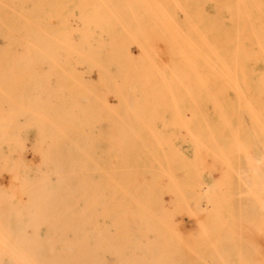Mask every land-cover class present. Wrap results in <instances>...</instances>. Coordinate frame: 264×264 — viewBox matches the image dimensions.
<instances>
[{
	"label": "rangeland",
	"instance_id": "obj_1",
	"mask_svg": "<svg viewBox=\"0 0 264 264\" xmlns=\"http://www.w3.org/2000/svg\"><path fill=\"white\" fill-rule=\"evenodd\" d=\"M63 208L97 264H264V0H0V239Z\"/></svg>",
	"mask_w": 264,
	"mask_h": 264
},
{
	"label": "bare ground",
	"instance_id": "obj_2",
	"mask_svg": "<svg viewBox=\"0 0 264 264\" xmlns=\"http://www.w3.org/2000/svg\"><path fill=\"white\" fill-rule=\"evenodd\" d=\"M155 14H162V10H158ZM150 28L151 26L147 25L145 29L149 31ZM148 31L144 34V37L147 38V42L145 43L147 48L155 44L162 45L160 52H164L167 57L150 56L146 58L144 60L146 70H151V73H165L166 69H170L171 73H193L192 70L195 73H207L206 70L207 66L210 65V60L204 56L203 50H195L192 48V45L186 44V47L197 56L192 69L189 57L185 59L182 57V44L180 42L173 40L166 44L161 40L152 42L149 40L150 33ZM147 51L151 50L148 49ZM89 63L95 65L93 59ZM64 208L57 215H52L47 220L48 226L51 229L49 238L53 243L61 247L58 253H50L42 241L39 240L38 235L31 237V234L29 237L24 233L10 234L8 240L0 239V264H4L3 259L5 257L15 264H97L92 250L97 246L95 235L88 231V226L86 227L83 223H73L74 219L66 216ZM92 224L90 223V225Z\"/></svg>",
	"mask_w": 264,
	"mask_h": 264
}]
</instances>
